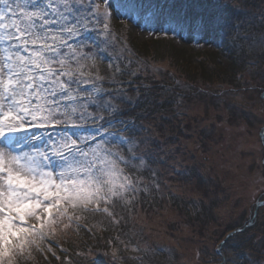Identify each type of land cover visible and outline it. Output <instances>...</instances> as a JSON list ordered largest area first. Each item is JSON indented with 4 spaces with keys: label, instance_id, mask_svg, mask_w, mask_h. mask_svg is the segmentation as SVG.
Returning <instances> with one entry per match:
<instances>
[{
    "label": "snow or ice",
    "instance_id": "obj_1",
    "mask_svg": "<svg viewBox=\"0 0 264 264\" xmlns=\"http://www.w3.org/2000/svg\"><path fill=\"white\" fill-rule=\"evenodd\" d=\"M111 7L110 0H0V264H22L45 245L51 252L57 229L85 214L127 224L159 191V183L144 179L149 161L138 155L140 142L115 118L119 94L106 92L96 71L99 54L116 51ZM139 13L134 0L121 12ZM126 49L109 61L112 80L137 75L131 60L120 66ZM182 104L180 97L176 106ZM117 124L124 125L120 132L109 131Z\"/></svg>",
    "mask_w": 264,
    "mask_h": 264
},
{
    "label": "rangeland",
    "instance_id": "obj_2",
    "mask_svg": "<svg viewBox=\"0 0 264 264\" xmlns=\"http://www.w3.org/2000/svg\"><path fill=\"white\" fill-rule=\"evenodd\" d=\"M217 1L222 7H225L222 10L223 14L219 15L218 19L225 14L224 23L229 31L228 38L230 39L228 46L232 53H238V58H236L238 70L244 65L245 59L249 60V64L246 63L245 67L240 69L242 74L237 76V79L232 77L233 69L227 73V76L224 74L214 78L212 83H208L207 80L194 81L195 77H192V80L183 79L179 75V71L176 70L179 68L183 70L182 65L177 63V52L181 53L183 56L181 59L185 61L186 65L197 67L200 70L202 57H209L210 54L208 53L215 51L219 44L216 39L224 37V35L220 32L214 35L210 27L204 29L201 19L196 18L192 10H190L191 13L185 15L183 22L179 21V27L176 28L175 32L170 31L169 23L175 24L177 21L171 12L172 3L159 4L160 6L157 7L156 5L152 6V4H142L145 2L143 1L137 4L140 6L138 16L125 17L121 12L124 6L132 2L131 0L126 4L120 3L118 0H110L112 5L110 10L113 11L115 17L112 28L118 37L117 46L116 51L113 52L114 55L111 52L99 54L101 58L96 61V71L105 79L106 77L111 79V83L105 79L102 81L103 86L105 85V91L119 94L116 98H121L119 101L124 105L127 102H132L133 98L140 99L141 95L147 94L155 98L160 94L168 99L174 98L175 90H186L187 94L193 98H188L187 102L184 101L185 103L178 109L186 114L185 117H189L188 126L193 127L192 132H189L191 139L188 138L189 151L194 157L191 164L197 170H203L205 174H212L214 181H216V188L211 187L208 191L214 198L217 197L225 202L221 209L219 207L217 210L219 221L217 220L216 223L214 220L211 221L209 230L210 236L216 238L220 243L225 235V227L229 228L231 222L238 223V221L230 219V216H237L238 219L240 217L242 221L251 218V222L254 220L253 228L258 226L257 230L259 227L261 230L264 229V207H260L256 215L254 212L257 200L264 194V165L261 164V159L264 157V147L260 145V131L264 127V100L262 98L264 92V88L262 89L264 87V43H262L264 41V0ZM261 13L258 22L260 20L262 22H259L260 24L257 26L254 23L256 22L255 19L251 16H257ZM182 18L184 19L183 16ZM216 26L219 27V23H215L212 29ZM165 33L168 34L165 35ZM241 33L243 34L241 35ZM89 35L93 34L89 33ZM160 36H164L168 40L171 39L170 41L162 40L163 42L156 45L153 40H157L156 37ZM131 39L134 43L131 42ZM152 42L155 44L156 50L152 49V52L147 53L146 46ZM124 44L127 45V49L122 53L124 58L120 61V66L123 68L131 60L133 63L129 66V70L137 69V75L141 74L138 77L125 74L112 80L113 72L109 68V61L121 54V48ZM138 47L142 49L141 54L137 52L139 51ZM216 67L218 65L214 66V70ZM126 76L128 77L127 80L125 79ZM133 77L138 80L134 85H131ZM175 77H179L180 81ZM155 80L159 82L157 89L163 88V91L160 89L157 92L153 88L152 83ZM218 80L226 81L228 84L215 85L214 83ZM156 92L157 94L154 95ZM208 93L210 94L208 95ZM140 100L142 101L143 98ZM116 119L119 118L116 117ZM166 119H162L161 125L168 130ZM118 125L109 131L120 132L124 126ZM157 134H160L159 127ZM145 139L147 144L155 142V136L151 137L149 133L143 138V140ZM149 150L140 147L141 155L145 156ZM185 154L187 155V152ZM162 167L165 170L168 165ZM148 171L150 175L152 168ZM143 175L146 176L145 171ZM169 178L170 176H168ZM184 183L180 184L183 188L179 189L183 190L181 193H186H179V195L186 196L187 191L190 190L188 193L190 198L199 196L193 185L188 182ZM165 212L164 215L157 214L154 222L150 220L151 218H145L143 221L142 217L139 219L142 225H139L140 228L142 227L147 231L142 232L144 238L139 239L138 245L130 242L132 245L141 246V249L147 251L139 253H133L130 249L126 251L124 244L120 241L127 243L129 240L126 241L128 236L123 233L119 240L117 237L115 239L120 243L118 254L127 252L128 258L133 264H140V261L132 257L141 256L145 264H156L159 263L161 256L156 257L158 249H151V247L153 244H158L156 248L159 247L160 241L162 244L169 243L172 246H180V249L177 250L178 262L180 263L183 262L181 260L184 258V262L188 264H246L247 261H251L252 257L261 254V264H264V248H255L258 251H253L249 245V240L246 239L248 234L244 231L233 234L232 238L220 247L221 252L217 255L216 252L220 244L214 242L209 246L203 245L199 241L201 238L200 227L194 224L188 226L183 224L184 212L180 216L169 207ZM122 214L128 219L126 212ZM163 220L164 222H162ZM154 227L160 228V231L153 234ZM235 227L234 224L233 228ZM111 231L114 232V235H118L121 226L114 227ZM151 233L155 239L150 238ZM49 243H51L52 251H48L49 253L46 252V254L48 258H52L54 257L52 254L57 255L61 250H55L54 246L57 248L60 246L54 245L50 241ZM205 246L207 247L205 248ZM159 253L161 252L159 251Z\"/></svg>",
    "mask_w": 264,
    "mask_h": 264
},
{
    "label": "trees",
    "instance_id": "obj_3",
    "mask_svg": "<svg viewBox=\"0 0 264 264\" xmlns=\"http://www.w3.org/2000/svg\"><path fill=\"white\" fill-rule=\"evenodd\" d=\"M125 1L127 0H119L120 3ZM146 1L164 4L172 3L173 6L171 12L174 14L175 20L182 22L185 20V15L189 14V12L191 13L190 10H192L197 18L202 19V25H204V28L210 27L214 35H216L217 32H220L224 35V37L222 36L221 38L216 39L219 43L216 50L208 53L210 54L208 55L209 57H202L203 61L200 70L197 67H189V65H186L185 61L181 59L183 58L181 53L177 52V63L180 64V66L182 65L183 70L181 68L176 70L177 72L179 71V75L182 76L183 79L192 80L191 78L195 77L196 79L194 81L200 82L202 80H207L208 83H212L214 78L224 74L227 76V73H229L232 69V77L237 79V76L242 74L240 69H243L246 63L249 64V60L245 59L244 65L238 70V64L236 60V58H238V53H232V51L229 49V31L225 25L222 26L220 23L222 20L224 21L225 14L222 18L218 19V16L223 14V8H225L222 7L219 1ZM261 15L262 13L257 16H251V18L255 19L254 21L256 22L254 23L257 26H259V22H262V20L258 22V19L261 18ZM215 23H219L220 28L216 26L214 29H212V27L215 26ZM243 33H241V35ZM156 38L157 40H153L156 45H159V43L163 42L162 40H168L164 36ZM170 39L171 38H169L168 41H170ZM131 42L134 43L132 39ZM155 44L152 42L146 46L147 53L152 52V49H155ZM138 48L139 51L137 52L138 54H141L142 49L140 47ZM157 52L158 50L156 53ZM111 53L113 54V52ZM217 65L218 67H216L214 70V66ZM140 74L136 75L135 77H138ZM192 74L195 75L193 76ZM176 78L177 77H175V79ZM125 79L127 80L128 77L126 76ZM177 79L180 81L179 77ZM137 80L138 79L133 77L132 82L131 80L129 81L131 82V85H134ZM156 80L152 83L153 88L156 89L157 92H159L160 89L163 91V88L157 89L159 82H156ZM105 81L111 83L110 78L106 77ZM214 84L226 85L228 83L226 81L218 80ZM106 85L109 86V84ZM263 88L264 87H262V89ZM157 92L154 95H156ZM209 94L210 93H208V95ZM147 96H149V94L144 96L141 95L139 98H143L142 101L140 99L133 98L132 102H127L125 105L119 101L121 98H116L113 103H115L116 107L119 109L116 117H118L120 120L123 119L127 124H129L128 128L130 130L124 132L123 134L127 137H131L134 141H139L140 147H144L148 150L152 149L149 150L148 154H145V157L149 161V167L145 170L146 176H143L146 182L155 180L157 183H159V191L153 189L152 195L147 199H143L142 202L137 205L133 213L135 219L129 220L127 224L121 222L120 225H114L110 222V219L105 216L85 214L84 218L81 220H73L72 227L70 228L64 229L61 225V227L57 229L56 236L51 239L54 245L60 246L58 248L57 246H54L55 250H61L59 251L60 254L59 252L57 255L52 254L54 257L47 259L44 253L39 254L34 252L33 258L22 261V264H133L130 262L131 259L128 258L129 255L127 252L121 254L119 253L116 256H113V249L118 248L120 244L117 240H115L116 237L121 238L120 236L125 233L126 236H128L126 241L129 240L135 244L139 243V239L141 237L144 238L142 236V232L146 230H144L142 227L140 228V226H142L141 221L139 222L140 217H142V221L145 218H151L150 220L154 222L156 221L157 214L164 215L166 213L165 211L167 207L175 210L176 214L180 216L184 212L185 219L182 217V222L184 225L188 226L190 224H194L195 226L198 225L200 227L201 238H199V241L203 245L209 246L212 243L214 244V242H216V244L219 242L216 238H212L210 236L211 233H209V230L211 221L214 220V223H216L219 219L217 210L219 207L221 209L222 204L225 202L221 199H218L217 197L214 198L208 191L211 189V187L216 188V181H214L212 174H205L203 170L199 171L196 169V167H194L193 164H191V160L194 157L189 151L190 143L188 138L191 139L189 132H192L193 127L188 126L189 117H185L184 115L186 114H183L184 112L181 109H178L180 107L176 106V100L180 97H183V103L187 102L188 98H193L190 96V94H187L186 90H175L174 98L169 99L162 96V94L158 95L156 98ZM155 105L157 106L153 107ZM233 109L234 107L232 110ZM164 118H167L166 120L168 122V130L164 129L161 125L162 119ZM119 126L122 127L123 125L119 124ZM158 127L160 129V134H157ZM146 133H149L151 137L155 136L154 143L147 144V140H143V138L147 135ZM140 147L138 150V155H141ZM186 152L187 155L185 154ZM167 165V169L164 170L162 166ZM151 168L152 172L149 175L150 172L148 170ZM153 172L156 173L155 177L152 175ZM168 176H170L169 179ZM175 176L176 178H174ZM184 182H188L190 185H193L199 196L190 198V196H188L190 190L187 191L186 196L179 195V193L183 191L179 189L183 188L180 184H185ZM231 215H233V213H231ZM230 219L237 221L235 216H230ZM162 222H164V220ZM234 224L236 227L245 226L242 220L238 221V223L231 222L229 224V228L225 227V235L227 232L234 229ZM118 226H121V231L118 235H114V232L112 233L111 230ZM158 231H160V228L157 229V227H154L152 233L154 234V232L157 233ZM152 233L150 238L152 237ZM247 238L249 239V237L246 236V239ZM152 239L155 238L152 237ZM157 245L158 244H153L151 247V249H158L156 257L161 256L159 257V263L157 262L156 264H188L184 262V258L181 260L183 262H178L179 257L177 250L180 249L179 245L172 246L169 243L162 244L160 241L159 247L156 248ZM206 247L207 246H205V248ZM44 248L47 250V245H45ZM159 251L161 253H159ZM153 261L156 260L153 259Z\"/></svg>",
    "mask_w": 264,
    "mask_h": 264
},
{
    "label": "flooded vegetation",
    "instance_id": "obj_4",
    "mask_svg": "<svg viewBox=\"0 0 264 264\" xmlns=\"http://www.w3.org/2000/svg\"><path fill=\"white\" fill-rule=\"evenodd\" d=\"M263 158L261 159L262 165H264V159ZM263 197H264V194H262L257 201H262ZM259 209L260 208H257L256 204H255V211L254 212H256V211L258 212ZM253 216H254V213H253ZM257 227L253 228L252 231L248 234V236L250 237V239H252L251 244H253L254 248H259V247L264 248V229L261 230L259 227V230H257ZM263 227H264V224H263Z\"/></svg>",
    "mask_w": 264,
    "mask_h": 264
},
{
    "label": "water",
    "instance_id": "obj_5",
    "mask_svg": "<svg viewBox=\"0 0 264 264\" xmlns=\"http://www.w3.org/2000/svg\"><path fill=\"white\" fill-rule=\"evenodd\" d=\"M262 98L264 99V93H263V95H262ZM262 133H264V130L262 131Z\"/></svg>",
    "mask_w": 264,
    "mask_h": 264
}]
</instances>
